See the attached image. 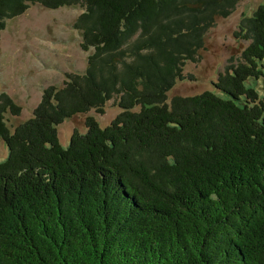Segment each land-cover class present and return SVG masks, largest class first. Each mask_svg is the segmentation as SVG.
Returning <instances> with one entry per match:
<instances>
[{"label":"trees","instance_id":"1","mask_svg":"<svg viewBox=\"0 0 264 264\" xmlns=\"http://www.w3.org/2000/svg\"><path fill=\"white\" fill-rule=\"evenodd\" d=\"M238 0H0V33L31 5L80 7L81 73L28 121L0 94V264H264V3L212 90L169 93ZM114 100L103 128L57 127Z\"/></svg>","mask_w":264,"mask_h":264},{"label":"rangeland","instance_id":"2","mask_svg":"<svg viewBox=\"0 0 264 264\" xmlns=\"http://www.w3.org/2000/svg\"><path fill=\"white\" fill-rule=\"evenodd\" d=\"M263 3L264 0H238L229 17L216 21L206 36L200 61L185 65V79L177 82L169 98L193 96L212 90V83L229 59L240 58L248 45L236 36L241 20L251 16ZM81 13L79 6L47 10L39 5H31L23 15L7 21L0 33V94H8L21 108L18 116L6 114L11 128L33 117L44 89L61 87L67 73L86 70L89 53L81 49V34L73 29V23ZM119 113L116 102L111 100L107 102L104 114L91 110L64 121L57 127L61 145L67 147L76 130L85 133L87 117H95L105 128ZM7 157L8 148L0 142V163Z\"/></svg>","mask_w":264,"mask_h":264}]
</instances>
